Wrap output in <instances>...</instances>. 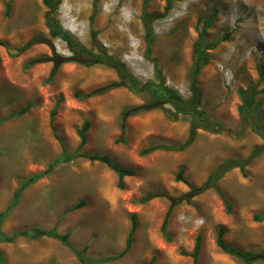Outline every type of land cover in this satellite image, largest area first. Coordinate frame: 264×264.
Masks as SVG:
<instances>
[{"label": "rangeland", "instance_id": "1", "mask_svg": "<svg viewBox=\"0 0 264 264\" xmlns=\"http://www.w3.org/2000/svg\"><path fill=\"white\" fill-rule=\"evenodd\" d=\"M128 3L136 5L133 10ZM167 5L168 0H149L145 7L144 0H59L54 18L70 34L76 30L71 35L80 47L116 58L141 84L163 83L182 99L192 97L191 73L197 49L204 45L208 62L196 77L200 110L222 130H198L183 151L163 147L186 142L191 115L178 114L174 120L166 112H174L172 107L152 108L155 102L146 91L109 88L121 82L118 72L102 64L86 65L90 58L78 47L53 39L43 0H0V117L28 107L0 126V214L15 192L47 171L64 150L78 151L79 132L90 123L79 156L21 192L0 226L2 234L55 230L68 235L73 248L86 247L87 255L99 260L125 250L134 218L137 228L128 253L102 264H244L217 246L220 228L230 247L264 253V221L255 220L264 211V151L243 172L239 167L226 172L218 189L197 196L193 205H177L167 227L171 240L162 233L172 199L189 193L191 186H203L223 163L245 161L264 146V0H172L169 10ZM110 6L117 11L104 20ZM83 10L82 17L76 15ZM123 10L137 26L135 39L130 37V44H139L135 53L116 52L119 43L112 45L108 33L113 17ZM144 12L156 15L150 59ZM35 37L42 42L20 53ZM35 60L44 61L30 65ZM56 63L61 65L53 73ZM242 92L248 99L255 95L253 110L246 108ZM141 106L151 109L128 117L124 130L122 112ZM104 155L134 172L123 179V189L113 169L88 158ZM0 252L5 264H83L50 237L18 235L11 243H0Z\"/></svg>", "mask_w": 264, "mask_h": 264}, {"label": "trees", "instance_id": "2", "mask_svg": "<svg viewBox=\"0 0 264 264\" xmlns=\"http://www.w3.org/2000/svg\"><path fill=\"white\" fill-rule=\"evenodd\" d=\"M148 2H149V0H144V7L147 6ZM43 3L45 5V7L48 9V11L45 15V24H46V27L49 29L50 36L53 39L58 38L64 42H66L70 47H73V48L78 47L80 53H82L84 56H88L90 58V59H88V61L84 62L86 65L92 66L95 64H102V65L109 66L118 72L121 82L119 84H116V85H110L109 88H114V87L116 88L119 86H124V87H127L128 89H130L131 91L137 92V93L146 91L151 95V99L154 100V102H155V105L152 108L162 107L165 104H169L172 107L174 112H172L170 110H166L167 114L171 117V119L176 120L178 114H184V115L189 114L192 116V122H191L189 137L186 140V142L184 144H181V145L166 146V147H163L164 149L170 150V151H183L194 143V141L197 137L198 130L206 129L209 131H216V132L222 130V128L217 123H213V122L209 121V118H208V115L206 112L200 110L201 93H200L199 88L197 86L196 77H197L199 71L202 69V67L204 65H206L208 62V57L206 54V48L204 47V45H202V47L197 49L198 57H197V60L195 62V65H194V67L192 69V73H191L192 97L190 99H182L180 97V95L174 89L164 85L163 83H161V84H154V83L141 84L133 75H131L127 71L125 65L123 63H121L119 60H117L116 58L109 56L107 54L97 55V54H94L93 52H91L85 48L80 47L77 43H75L73 41L72 35L69 32L65 31L62 28V26L54 18V15L58 11V8H59V0H43ZM171 4H172V0H168V5L166 8L167 10H169L171 8ZM10 8H11V5L8 4L7 5V11L8 12H9ZM155 18H156V15H151V14H148L145 12H144V17L142 18L143 25H144L145 32H146L147 58L148 59H150V56L152 54V45H153V28L151 25V20H153ZM41 42L42 41H41L40 37H35V38L31 39L26 45L21 47L19 49V51H20V53H23L25 50H27V49L31 48L32 46L37 45ZM212 46H214V45H212ZM151 60H152V62L155 63L157 75L160 76V70H159V67L157 65L156 60L155 59H151ZM43 61L44 60H35L32 63H30V65H32L34 63H38V62H43ZM60 65H61L60 63L55 64L53 73L56 72L57 68ZM242 97L244 98L246 108H248V109L250 108V110H253V109H251V106L255 103L254 102L255 95H253L250 99H248L246 97V92H242ZM149 109H151V108L146 107V106L133 107V108L125 109L122 112L123 129L125 130V120L128 117H130L134 114H137L139 112H142L144 110H149ZM254 110H256V109H254ZM27 111H28V107L23 108V109L19 110L18 112L14 113V114L6 117V118L0 117V126L4 122H6L7 120L17 118V117L24 115ZM55 112L56 111L54 110L53 115H55ZM89 129H90V123L86 122L84 124V126L82 127L81 131L79 132V135L81 137V144H80V147L78 148V151L75 154H68L64 150L62 152V155L60 156V158L58 160H56L55 162H53L49 166V169L47 171H45L44 173L39 174L37 176L31 177L27 182H25L15 192L14 199H13V202L10 205V207L5 212L0 214V226L3 222V220L6 217H8L10 215V213L12 212V210L18 205V203L20 201V197H21V192L23 190H25L28 186L35 183L37 180L41 179L42 177L50 174L54 170V168L56 166H58L59 164L73 161L79 156V154H80L79 151L81 150V148L83 146H85L87 144L86 133L89 131ZM262 136L264 139V131L262 132ZM262 151H264V146L261 147L259 150H255L250 155V157L245 161L231 160V161H227V162L223 163L222 165H220L217 168L216 171H214L209 176L207 182L203 186H201V187L191 186L189 193L183 195L180 198L172 199L171 207L167 213L166 219H165L164 224L162 226V233L166 236L167 240L168 241L171 240L169 237V234H168V230H167L168 222H169L170 216H171L174 208L177 205H180L183 202H185L186 204H189V205H193L194 204L193 200L197 196L201 195L202 193H204L205 191H207L209 189H216L217 190L218 189L217 183L224 176V174H226V172H228L229 170H231L235 167H239L240 170L243 172L245 170L246 166L249 163H251ZM150 152H152V149L149 151L148 150L144 151V154H149ZM88 158L93 162L98 161V162L104 163L108 167L113 169L117 173V175L119 176V185L118 186L120 189L124 188L123 179L125 177L134 176V172L132 170L122 169V168L117 167L112 162L111 158L108 156H105V155L104 156H89ZM179 178H180V180H182V175H180ZM144 200L148 201V198L144 199ZM80 206H82V203L80 205H78L76 208H79ZM255 220L258 222H263L264 221V211L261 214L255 216ZM136 228H137V225H136L135 219L133 218L132 227H131L130 234L127 238L125 250L118 255L109 256V257L99 259V260L91 259L87 255V248L86 247L82 250H77V249L73 248L69 242V236L68 235H61V234L57 233L55 230L48 231V230H43L40 228H33L29 231L18 232L17 234H15L11 237H8L7 235H4L0 232V243H11L16 239V237L18 235L29 236L33 239H40L43 237L55 238V239L60 240L63 243V245L69 247L81 263H83V264H102V263H107V262L119 260L120 258H122L123 256H125L128 253V251L131 247V244H132V237L136 231ZM224 235H225V229L220 228L218 231L217 246L224 253L242 260L244 262V264H254L255 262H258V261H264V253L245 252L243 250H239V249H235V248L230 247L226 243V241L224 239ZM200 247H201V239L198 237L195 252L192 254V257L195 260L197 259ZM183 255H187V254H183ZM0 262H1V264H5V259H4V256L1 252H0ZM150 264H152V263H150Z\"/></svg>", "mask_w": 264, "mask_h": 264}, {"label": "bare ground", "instance_id": "3", "mask_svg": "<svg viewBox=\"0 0 264 264\" xmlns=\"http://www.w3.org/2000/svg\"><path fill=\"white\" fill-rule=\"evenodd\" d=\"M114 1V0H113ZM132 1V0H131ZM79 2V1H78ZM135 2H136V0H135ZM82 3V2H81ZM133 3V2H132ZM78 4V3H77ZM76 5V4H75ZM129 5V8L131 9V10H133L134 9V7L136 6V5H133V4H127V5H125V6H128ZM77 6V5H76ZM77 7H79V6H77ZM73 8V7H72ZM76 8V7H75ZM78 10L80 9V8H77ZM108 9H110L111 11H110V14H106L105 12L103 13V16H104V20H105V18H106V16H109L110 17V15L111 14H115L116 13V11H117V6H110V7H108ZM75 11H77V10H75ZM73 12V11H72ZM79 12V11H78ZM80 13V12H79ZM76 14V12H75V14L76 15H79V17H82V15H84L85 13H86V10H83V11H81V13L80 14ZM127 13H125L124 12V10H123V12H120V13H117L114 17H113V19H112V21H111V24H110V22H109V24H110V28L108 29V33H109V36H110V38L113 40V44L112 45H114L115 44V42L116 41H118V43H119V46H117V50H116V52L117 51H120V52H127V53H132V52H134V51H136V50H138L139 51V44H138V46L136 45V44H130V37H132V38H134L138 33H137V26H136V24H135V21H133V20H131V21H129L128 19H127V16L128 15H126ZM73 17V16H72ZM78 17V18H79ZM108 19V18H107ZM174 19V18H173ZM173 19H167L166 21L167 22H170V21H173ZM79 20V19H78ZM106 22V21H105ZM104 22V23H105ZM134 22V23H133ZM103 26V25H102ZM108 26V25H107ZM106 26V27H107ZM67 29V28H66ZM127 29H129V30H127ZM71 34H73L74 36H76V30H72L71 29ZM135 39V38H134ZM115 41V42H114ZM117 43V44H118ZM109 51V50H108ZM137 52V51H136ZM135 53V52H134ZM132 58V57H131ZM130 58V59H131ZM141 58V57H140ZM126 59H128V58H126ZM132 59H134V58H132ZM133 61V60H132ZM135 61V60H134ZM127 62H129L130 63V61H127ZM136 62V61H135ZM134 62V63H135ZM139 62H141V61H139ZM137 64V63H136ZM136 70V69H135ZM140 70V69H139ZM134 72V71H133ZM137 74V73H136ZM183 74V73H182ZM137 76H139V74H137ZM143 76V75H142Z\"/></svg>", "mask_w": 264, "mask_h": 264}]
</instances>
